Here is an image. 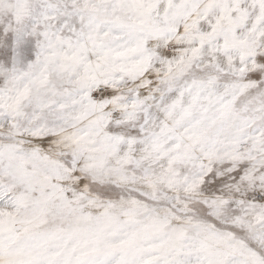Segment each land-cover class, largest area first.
<instances>
[{
  "label": "snow or ice",
  "instance_id": "6c2138e0",
  "mask_svg": "<svg viewBox=\"0 0 264 264\" xmlns=\"http://www.w3.org/2000/svg\"><path fill=\"white\" fill-rule=\"evenodd\" d=\"M0 264H264V0H0Z\"/></svg>",
  "mask_w": 264,
  "mask_h": 264
}]
</instances>
